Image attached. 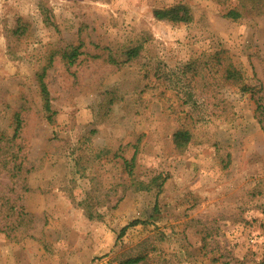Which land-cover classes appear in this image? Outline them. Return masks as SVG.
Here are the masks:
<instances>
[{"label":"rangeland","instance_id":"obj_1","mask_svg":"<svg viewBox=\"0 0 264 264\" xmlns=\"http://www.w3.org/2000/svg\"><path fill=\"white\" fill-rule=\"evenodd\" d=\"M234 2L0 0V264H264V14Z\"/></svg>","mask_w":264,"mask_h":264},{"label":"trees","instance_id":"obj_2","mask_svg":"<svg viewBox=\"0 0 264 264\" xmlns=\"http://www.w3.org/2000/svg\"><path fill=\"white\" fill-rule=\"evenodd\" d=\"M264 14V0H236V2L233 3V5L228 7L227 12L224 14V17L227 19H230L232 21L238 20L240 18L245 17H253L256 15H262ZM152 16L157 21L162 22H170L173 24L178 23H189L192 20V13L189 6L178 3L174 4L169 7H163V8H155L152 10ZM140 47H135L132 49H129L125 52V56L127 59L134 58L138 55ZM78 53L76 52V49L71 51V55L66 56L65 58L70 61L74 60V57L77 56ZM72 63V62H70ZM238 72L236 69H234L231 65H229L228 69H226V77L232 80H237ZM38 83L40 87V92L43 96V107L46 112H50V104H49V96L48 91L45 86V83L42 80V75H39L38 77ZM240 89L242 91H247L246 85H241ZM253 98V95L252 97ZM254 99V98H253ZM257 109L263 108V105L259 102V98L254 99ZM47 119L49 122L52 121L51 116L47 115ZM191 139V134L187 130H175L172 134V143L176 150H179L181 148H185L187 144L189 143ZM137 149L134 151L133 156L130 160V162L125 161L126 166H132L135 160ZM130 173V169L128 170ZM157 178H152L151 182L155 183ZM141 189H149L148 184H141ZM148 185V186H147ZM124 231V228L121 230V232ZM136 260H128L127 263L135 262Z\"/></svg>","mask_w":264,"mask_h":264}]
</instances>
